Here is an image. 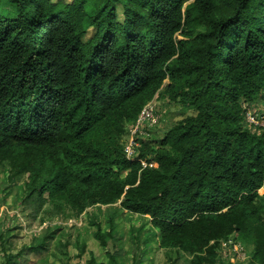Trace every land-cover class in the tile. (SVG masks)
Instances as JSON below:
<instances>
[{
    "label": "trees",
    "instance_id": "1",
    "mask_svg": "<svg viewBox=\"0 0 264 264\" xmlns=\"http://www.w3.org/2000/svg\"><path fill=\"white\" fill-rule=\"evenodd\" d=\"M158 98L196 113L128 157ZM249 112L264 116V0H0V163L46 214L116 206L147 218L172 264H213L230 238L264 264V126ZM108 219L96 237L121 264ZM56 229L13 253L0 223V264L49 252Z\"/></svg>",
    "mask_w": 264,
    "mask_h": 264
},
{
    "label": "rangeland",
    "instance_id": "2",
    "mask_svg": "<svg viewBox=\"0 0 264 264\" xmlns=\"http://www.w3.org/2000/svg\"><path fill=\"white\" fill-rule=\"evenodd\" d=\"M63 1L69 3L72 0ZM118 18L123 19L120 10H118ZM91 35L92 32L87 35V38ZM149 104L150 110L142 111L139 116L140 126L130 127L128 135L130 140L126 147L128 156L134 154L136 146L139 145L142 148V144L150 139L151 142L160 139V143L176 121L187 114L196 113L182 112L181 106H171L168 100L161 98ZM155 107L158 108L157 113H155ZM246 119L249 128L253 127L250 123L258 126L264 125V116L258 119L249 112ZM148 126H151V129L146 132ZM142 127L145 132L142 131ZM7 168L6 165L0 163V223L4 227L13 228L10 251L16 253L23 245L41 241L48 227L49 229L58 228L54 230L55 241L49 242V252L43 255L36 252L27 253L25 259L22 258L19 264H86L91 258H95L98 264H108L107 249L96 237L98 227L94 224L97 222L101 225V231L108 233L111 229L108 217L117 226L115 239L110 241L109 248L117 252V258L121 264L124 262L125 264H172L174 254L159 247L161 238L155 228L148 230L149 226L145 227L147 218L126 211L118 213L114 210L116 206H105V209L100 204L90 205L79 218H72V216L67 218L55 212H51V215L46 214L47 204H44L41 209H36L34 201L31 202L30 199L25 203L21 202L19 186L24 187L23 179L21 182L9 180L6 174ZM253 193H259V198L264 203V181ZM44 197H48L47 192ZM81 249H84L83 252ZM252 250V246L244 244L239 239L224 240L221 243L220 255L213 264H259ZM80 252L82 255L78 257ZM2 256L3 253L0 252V261L3 260ZM185 259L186 256L179 264L183 261L186 264Z\"/></svg>",
    "mask_w": 264,
    "mask_h": 264
},
{
    "label": "clouds",
    "instance_id": "3",
    "mask_svg": "<svg viewBox=\"0 0 264 264\" xmlns=\"http://www.w3.org/2000/svg\"><path fill=\"white\" fill-rule=\"evenodd\" d=\"M143 111H144V110H143ZM153 112H154V111H153ZM139 124H140V123L137 122V124H136L135 127H139ZM263 126H264V125H263ZM135 127H134V128H135ZM134 128H133V129H134ZM131 131H132V130H131ZM142 131L145 132L143 129H142ZM129 140H130V138H129ZM129 140H128V143H129ZM127 145H128V144H127ZM126 147H127V146H126ZM126 151H127V150H126ZM127 155H128V152H127ZM128 157H131V156H128ZM142 164L145 165V166L148 165L145 161H142ZM154 164H156V163L149 164V166H154ZM156 166H157V164H156ZM231 239H232V238H230L229 240H231ZM229 240H225V241H229Z\"/></svg>",
    "mask_w": 264,
    "mask_h": 264
},
{
    "label": "built area",
    "instance_id": "4",
    "mask_svg": "<svg viewBox=\"0 0 264 264\" xmlns=\"http://www.w3.org/2000/svg\"><path fill=\"white\" fill-rule=\"evenodd\" d=\"M144 110H148V109H144ZM149 110H150V108H149Z\"/></svg>",
    "mask_w": 264,
    "mask_h": 264
}]
</instances>
